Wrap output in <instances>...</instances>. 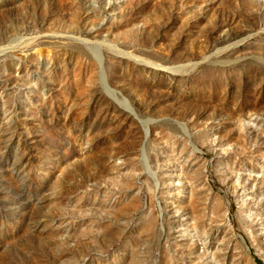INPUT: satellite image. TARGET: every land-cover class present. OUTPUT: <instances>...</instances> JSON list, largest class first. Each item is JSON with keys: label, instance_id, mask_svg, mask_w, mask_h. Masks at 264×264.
<instances>
[{"label": "rangeland", "instance_id": "374dc122", "mask_svg": "<svg viewBox=\"0 0 264 264\" xmlns=\"http://www.w3.org/2000/svg\"><path fill=\"white\" fill-rule=\"evenodd\" d=\"M255 258L264 0H0V264Z\"/></svg>", "mask_w": 264, "mask_h": 264}, {"label": "trees", "instance_id": "16d2710c", "mask_svg": "<svg viewBox=\"0 0 264 264\" xmlns=\"http://www.w3.org/2000/svg\"><path fill=\"white\" fill-rule=\"evenodd\" d=\"M255 261L257 262V264H263L259 258H255Z\"/></svg>", "mask_w": 264, "mask_h": 264}, {"label": "bare ground", "instance_id": "6f19581e", "mask_svg": "<svg viewBox=\"0 0 264 264\" xmlns=\"http://www.w3.org/2000/svg\"><path fill=\"white\" fill-rule=\"evenodd\" d=\"M144 62H145V61H144ZM156 66H157V65H156ZM155 68H156V69H164V68L167 69V68L164 67V66H163V67H159V66H157V67H155Z\"/></svg>", "mask_w": 264, "mask_h": 264}]
</instances>
